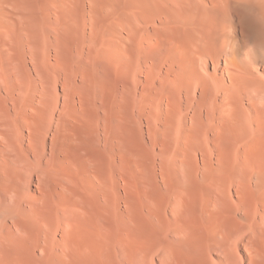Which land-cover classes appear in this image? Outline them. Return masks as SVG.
<instances>
[{
    "label": "bare ground",
    "instance_id": "1",
    "mask_svg": "<svg viewBox=\"0 0 264 264\" xmlns=\"http://www.w3.org/2000/svg\"><path fill=\"white\" fill-rule=\"evenodd\" d=\"M0 264H264V0H0Z\"/></svg>",
    "mask_w": 264,
    "mask_h": 264
},
{
    "label": "rangeland",
    "instance_id": "2",
    "mask_svg": "<svg viewBox=\"0 0 264 264\" xmlns=\"http://www.w3.org/2000/svg\"><path fill=\"white\" fill-rule=\"evenodd\" d=\"M147 135V134H146ZM126 146L128 147V148H131V143L130 142H127L126 143ZM150 154V153H149ZM150 156L152 157V155L150 154ZM159 156V157H158ZM158 159L161 161L162 159H163V156H160L159 154H158ZM160 158H162V159H160ZM165 160V159H164ZM126 179H127V181L135 188L134 190L137 192V190H139V189H137L140 185H139V183H138V181L134 178V173H129V174H127L126 175ZM137 189V190H136ZM123 191V192H122ZM135 192V193H136ZM139 192V191H138ZM137 192V193H138ZM121 193L122 194H124V190H121ZM122 208H124L125 207V205L122 203ZM135 222L136 223H139V218H136L135 219Z\"/></svg>",
    "mask_w": 264,
    "mask_h": 264
}]
</instances>
